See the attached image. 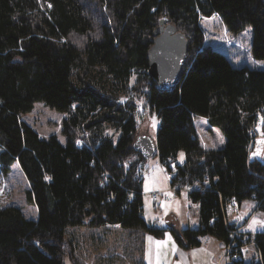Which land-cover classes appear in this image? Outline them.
Instances as JSON below:
<instances>
[{
    "label": "trees",
    "instance_id": "obj_1",
    "mask_svg": "<svg viewBox=\"0 0 264 264\" xmlns=\"http://www.w3.org/2000/svg\"><path fill=\"white\" fill-rule=\"evenodd\" d=\"M212 15L235 35L249 26L251 55L264 62V0H0V264L76 260L67 237L74 228L117 225L163 236L165 229L148 225L143 214L149 159L132 148L141 99L158 123L152 158L166 172L177 170L169 184L186 189L198 206L196 228L170 229L177 245L190 249L214 237L231 248L228 264H264V231L244 236L227 219L231 199L237 207L252 200L264 214V162L250 158L256 114L264 112V68H236L206 46L200 21ZM163 18L188 42L171 92L156 89L147 67ZM36 102L65 114L64 144L21 119ZM197 116L221 131L222 147L201 145ZM180 151L184 162L177 164ZM15 162L36 219L4 206ZM248 244L257 251L252 260L241 252Z\"/></svg>",
    "mask_w": 264,
    "mask_h": 264
},
{
    "label": "rangeland",
    "instance_id": "obj_2",
    "mask_svg": "<svg viewBox=\"0 0 264 264\" xmlns=\"http://www.w3.org/2000/svg\"><path fill=\"white\" fill-rule=\"evenodd\" d=\"M200 26L204 33L206 46H210L224 54L232 66L236 68L244 66L264 68V62L255 60L251 55L252 33L249 26L237 35L232 34L227 31L218 15L202 18ZM137 104L138 135H154L158 124L156 116L148 113L146 115L145 101L143 99L139 100ZM64 118V113H59L40 102H36L33 109L22 115L21 119L30 125L41 137L46 138L50 135H55L59 142L64 144L65 138L61 134V122ZM194 126L199 141L204 148L218 149L223 146L225 141L223 134L217 127L211 126L206 117L197 116L194 120ZM256 140L260 147L251 154L250 158H257L264 162V126L258 131ZM152 160L153 158H150L149 161ZM155 161H153L154 163L151 162L153 165L147 167L142 179L145 219L148 225L163 224L165 222L166 225L163 228H159L165 229L164 236L166 232H171L170 229L179 232L182 228L177 223L178 217L175 214H169V208L175 205L181 222L185 221V219L183 221V213L187 215V212L181 207L182 197L176 192V188L171 187L169 184V180L165 176L166 171ZM183 162L184 153L180 151L177 154L176 163L182 164ZM5 181L7 186L6 194L7 197H10L7 198L8 201H6L7 199L5 200L4 206L19 207L25 218L36 219L37 209L26 197L29 184L17 162L10 166V171ZM152 193L162 194L163 197L167 195L173 202L167 204L168 208L164 210L165 202H153L150 197ZM182 193L184 192L181 191ZM195 211V215H190L192 222L188 228H196L198 226L197 209ZM227 219L230 224L241 227L246 234L253 235L264 231V214L257 210L256 204L252 200H246L236 209L227 211ZM146 235L149 234H132L117 225H108L89 231L84 228L69 229L67 237L72 239L76 260L65 257L64 264H143L144 238ZM244 257L245 260H252V258L257 257V251L253 246L247 247L244 250Z\"/></svg>",
    "mask_w": 264,
    "mask_h": 264
},
{
    "label": "crops",
    "instance_id": "obj_3",
    "mask_svg": "<svg viewBox=\"0 0 264 264\" xmlns=\"http://www.w3.org/2000/svg\"><path fill=\"white\" fill-rule=\"evenodd\" d=\"M150 136L155 138V134ZM153 161L158 162L157 158H153L152 161H149L145 165V172L147 171V167L153 165ZM175 190H177V188ZM181 191H183L184 193L181 194ZM176 192L182 197V209L184 208L187 212V215H184L183 213V221L184 219L185 221L181 222L180 215L176 211L175 205L169 208V214H175L178 217L177 223L180 224V226L182 227L181 229L188 228V226L192 222L190 219V215L196 214L195 209H197L198 206L197 204H194L189 200L186 189H181ZM172 202V200L170 202H165L164 210L165 208H168L167 204H170ZM143 214L144 217H146L144 202ZM165 225V222H163V224L158 223L156 225L151 226L155 228H163ZM235 227L237 228L239 234L241 233L244 236L251 235L244 233L241 227ZM250 246H253L255 248L253 244H248L243 246L241 249L244 259V250ZM229 260L230 258L227 247H225L219 240L214 237H204L199 246L190 249H184L178 246L169 232H166L162 238H155L151 235H146V237L144 238V254L142 258L143 264H228Z\"/></svg>",
    "mask_w": 264,
    "mask_h": 264
},
{
    "label": "water",
    "instance_id": "obj_4",
    "mask_svg": "<svg viewBox=\"0 0 264 264\" xmlns=\"http://www.w3.org/2000/svg\"><path fill=\"white\" fill-rule=\"evenodd\" d=\"M147 51L148 75L160 92H171L179 84L187 60L188 42L185 35L167 19H160L154 29ZM144 159L157 153L155 138L137 135L132 144Z\"/></svg>",
    "mask_w": 264,
    "mask_h": 264
},
{
    "label": "built area",
    "instance_id": "obj_5",
    "mask_svg": "<svg viewBox=\"0 0 264 264\" xmlns=\"http://www.w3.org/2000/svg\"><path fill=\"white\" fill-rule=\"evenodd\" d=\"M259 147H260V144L257 143V140H256V144L253 147L250 146V149L255 151ZM177 175H178V172L174 168L165 173V176H166V178L168 180L174 178ZM140 178H142L141 174H140ZM151 199L154 202H160V201L170 202L171 201L170 197H168L167 195H165L163 197L162 194H159V193H152L151 194ZM236 208H237L236 202L233 199H231L230 203H229V210L236 209ZM227 250H228V252H231V248L227 247ZM230 257H231V259L237 260V259H239V254H238V252L236 250H234V253H231Z\"/></svg>",
    "mask_w": 264,
    "mask_h": 264
},
{
    "label": "bare ground",
    "instance_id": "obj_6",
    "mask_svg": "<svg viewBox=\"0 0 264 264\" xmlns=\"http://www.w3.org/2000/svg\"><path fill=\"white\" fill-rule=\"evenodd\" d=\"M263 126H264V112L263 113H257L256 114V122H255L253 130L251 132V138H253L252 142L250 143L251 147H253L256 144V138H257V135H258V131L260 129H262ZM227 208L229 209V205H228Z\"/></svg>",
    "mask_w": 264,
    "mask_h": 264
},
{
    "label": "snow or ice",
    "instance_id": "obj_7",
    "mask_svg": "<svg viewBox=\"0 0 264 264\" xmlns=\"http://www.w3.org/2000/svg\"><path fill=\"white\" fill-rule=\"evenodd\" d=\"M222 142V141H221Z\"/></svg>",
    "mask_w": 264,
    "mask_h": 264
}]
</instances>
